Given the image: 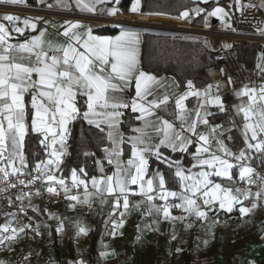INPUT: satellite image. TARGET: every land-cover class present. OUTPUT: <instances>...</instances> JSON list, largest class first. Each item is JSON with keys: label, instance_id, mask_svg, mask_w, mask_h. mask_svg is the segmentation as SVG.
Returning a JSON list of instances; mask_svg holds the SVG:
<instances>
[{"label": "snow or ice", "instance_id": "1", "mask_svg": "<svg viewBox=\"0 0 264 264\" xmlns=\"http://www.w3.org/2000/svg\"><path fill=\"white\" fill-rule=\"evenodd\" d=\"M43 3V0H38ZM108 0H74L75 6L80 11L95 12L97 5L106 4ZM119 0H117V3ZM207 3L208 0H199ZM25 0H0L3 5H20ZM237 10L242 7H256V5H241L240 0H234ZM56 5L68 7L66 0H56ZM47 7H53L48 4ZM229 8L232 5L228 6ZM264 7V4L260 5ZM108 15L118 14L119 9L113 5L102 8ZM132 13L140 12V0H132ZM204 13V26L209 27V18L216 17L222 22L224 28L231 29L232 17L225 7L217 5L211 10L195 7L180 13L179 18H189ZM3 21L12 25V32L23 35L26 28L39 31L24 42L13 44L9 42L10 29L5 23H0V174L7 184V188H16L17 184L29 187L40 183L45 191L59 195L62 190L69 207L75 203L92 206L91 198L99 196L101 203L106 202V196L113 197L112 216L121 208V219L117 222L112 219L111 235H117L116 229L123 227L126 212L130 207H139L140 201L135 205L130 204V195H139L149 205V212L155 211L162 219L168 221H184L189 216H194L201 221H207L209 213L224 211L231 213L234 207H239L241 217L255 210L264 199V176L256 173L246 161L250 160L253 151L264 155V82L258 86L243 85L235 90V95L246 103L235 105L237 114H243L241 135L244 147L233 150L226 143L225 132L221 124H212L211 118L215 113L209 111V106H215L219 112H226V105L220 94L221 84H206L203 88L197 87L189 79L182 85L175 82V91L171 94L165 92L162 96L156 94L155 86L163 84L156 76L146 72L140 62V33L134 29L121 28L118 35H94L92 28L85 26L80 21H64L62 32L58 34L65 38L64 43H54L44 39L46 28L39 29L40 17L35 19L25 17L22 20L24 27H16L21 22L17 15L5 14ZM45 25L50 22L42 21ZM54 28L55 24L52 25ZM235 31V29H232ZM256 31L264 36V27H256ZM206 48H211L209 41H204ZM223 49L232 48V44L223 43ZM219 59V57L217 58ZM258 74L264 76V52L258 57L256 64ZM211 71V70H210ZM224 75L226 69H220ZM134 82L135 95L129 100L124 99L127 89ZM227 84H232L229 76ZM30 97V101L27 99ZM152 97V99H148ZM195 98L193 108L187 107L186 101ZM174 99L175 120L180 122L179 128L173 121L161 116H156L157 110L167 108ZM131 109L136 115V120H142L143 128H135L137 135L125 138L118 133L121 117L124 110ZM30 116V120H29ZM156 116L155 126L151 117ZM82 120L89 126H94L99 134H104L107 129V139L111 147H104L102 151L108 163L115 166L112 175L91 178L89 181L84 167L71 169L72 186L79 189L83 187V197L71 194V189L65 178L58 176L62 170L64 156L67 154V142L72 135L73 122ZM201 127L204 131H201ZM153 128L157 143H152V138L145 131ZM39 137V144L43 147L45 157L32 166V173H25L28 162L25 158V142L29 134ZM130 143L131 154L127 160L123 159L124 151L121 144ZM228 140H233L231 136ZM161 146L169 148L174 153H189L190 147L194 163L185 167L180 159H171L163 155ZM84 155L94 156L95 153L85 152ZM155 158L166 164L178 180L179 191L167 187L165 175L157 170L152 177H147L150 160ZM100 164V161H96ZM199 171H194V169ZM238 169L239 180L247 184H256L259 181L260 189L252 193L250 189L224 186V182L234 184V170ZM103 171V168H101ZM26 176L27 178H20ZM11 177H16V183L10 182ZM214 177L224 178L223 182H215ZM255 177V178H254ZM131 186H137L133 188ZM7 188H0L6 192ZM40 190L36 189L35 195L39 196ZM32 192H21L16 200L29 199ZM252 197L251 205L244 206V201ZM170 198L178 200L171 203ZM162 201L156 204L154 201ZM9 205L13 200L8 198ZM173 209H180L181 216H174ZM19 211L23 212L21 206ZM33 211H38L35 207ZM14 216L15 213H8ZM60 221L56 232L64 230L63 219ZM31 219V217L29 218ZM217 218L213 223H218ZM108 223V221H106ZM153 223H157L154 221ZM31 224L13 227L11 223L0 224V245H6L18 239L19 235L30 229ZM187 224L186 228H191ZM76 236L87 235L89 229L77 224ZM139 230V226H137ZM35 235H41L39 225L32 229ZM139 236L137 239L139 240ZM264 239V237H261ZM172 240L177 236L173 234ZM205 245L208 240H204ZM106 247V246H105ZM177 253L182 252L176 248ZM110 253L101 251L100 257L106 258ZM27 259V257H25ZM0 264H5L0 261ZM69 264H84L83 261H69ZM255 264V261H249Z\"/></svg>", "mask_w": 264, "mask_h": 264}, {"label": "crops", "instance_id": "2", "mask_svg": "<svg viewBox=\"0 0 264 264\" xmlns=\"http://www.w3.org/2000/svg\"><path fill=\"white\" fill-rule=\"evenodd\" d=\"M115 1L117 0H108L106 4L97 5V11L91 12L96 13L104 17H110L116 22V17H120L125 15L123 24L120 28H118L116 33L109 34L105 31L102 26L104 24L111 23H92L89 21L83 20H67V21H80L85 26L91 27L94 35L100 36H111L114 37L119 34L121 28H130L134 29L140 33V62H141V51H142V32L143 31H152L145 26V22L147 20H159V21H171L186 27L189 31L192 30L191 27H198L189 24L188 22L184 23L177 22L170 19H162L156 17H145L142 15H150V16H170L164 14H147L142 13V0H140V12L132 13L129 9L131 8L132 0H130V5L128 7V12L122 14H116L114 16H110L106 11H101L102 8H107L115 5ZM199 1V0H196ZM214 1V0H208ZM66 3L69 5L68 7H60L56 5V0H43V3L38 2V0H25V3L20 5H5L9 7L16 8L17 12L11 11L8 9H0V23H5L6 26L10 29V38L9 42L13 44H18L24 42L27 39H30L33 35H39V31L33 30L30 28L25 29V33L23 35L12 32V25H9L7 21L2 20V16L5 14L17 15L21 18V22L17 23L16 27H24L22 20L25 17H31L35 19L36 17L42 18L41 21L38 22V28L44 29L47 31L45 33L44 39L46 41H52L54 43H64L65 38L59 35V32H62V25L64 23V19L55 18L50 12H61L66 10H74L80 13H90L87 11H80L76 8L74 0H66ZM48 4H52L53 7H47ZM234 4V7L229 8V5ZM221 7H225L226 11L229 12L232 17L231 21H229L232 25L231 29L224 28L222 26V22L219 18L213 17L216 19L215 23H212L208 30L211 31L210 34L206 35V40L209 41L212 45L210 50L216 52V50L223 49V43L233 44L237 42L234 40V37L231 35L224 34L223 32H231L232 29H235V12L236 7L234 0H229L227 4H218ZM217 6V5H216ZM214 6V7H216ZM119 9V8H118ZM172 17V16H171ZM191 17V15H190ZM189 17V18H190ZM176 18V17H174ZM47 20L50 23L45 25L42 21ZM180 20V19H179ZM55 24L54 28L52 25ZM189 26H188V25ZM113 25V24H112ZM118 25V24H117ZM264 27V26H263ZM141 28V29H140ZM102 29L104 31H102ZM163 33V32H162ZM221 33V34H220ZM253 42V41H251ZM264 45V44H263ZM233 49V48H230ZM260 56V55H259ZM258 63V62H257ZM211 70V71H210ZM152 75L156 76L158 80H162L163 84L159 86H155L156 94L162 96L165 92L171 94L175 91V81L172 76L169 75H161L157 76L153 73ZM208 75L210 78L209 84H215L219 82L222 86L220 88V94L224 100L226 105V112L221 113L218 110L214 111L215 106H209V111L215 113V115L211 118L212 124H221L224 129H229L230 131L225 132L223 139H225V143L233 150H237L240 147H244L243 138L241 135L242 124L244 123L243 114H237L235 105H240L241 103H246V98L243 100L235 95V90H239L240 88H234L232 84H227V78L225 75L220 73V68L214 67L210 68L208 71ZM182 87L180 91H183ZM135 95V84L134 82L127 89L126 94L124 95V99L129 100L132 96ZM30 101V97H27ZM148 99H152L149 97ZM187 107L189 109L193 108L196 104L195 98H189L186 101ZM131 111V109L129 108ZM174 99L169 102L167 108L157 110L156 116L164 117L169 121H173L177 128H179L180 122L175 120L174 116ZM136 115L134 114V119H136ZM156 116L151 117L150 119L153 121V125L155 126ZM30 120V116H29ZM144 123L142 120H137V122L132 126V130L135 128H143ZM152 138V143H157L159 137L156 136L153 128H148L145 130ZM118 133H120L118 129ZM137 135L134 131L130 133V136ZM231 136L234 139L228 140L227 137ZM111 147V146H110ZM191 152L195 151V148L189 146ZM122 148V147H121ZM161 148H167L161 146ZM169 149V148H167ZM126 155L123 156L124 160H127L131 154V146L129 143V148L125 149ZM124 151V150H123ZM255 151H253L252 157L248 162L250 164L253 163L255 157ZM194 163L192 157L190 163L187 167H191ZM151 165V160H150ZM0 166H4V162L0 161ZM114 166V165H113ZM152 168V165H151ZM115 171V166L113 167L111 173ZM194 171H199V169H194ZM234 183L239 179L238 177V169L234 170ZM153 175V168H152ZM148 176L147 177H152ZM101 177V176H100ZM215 182H223L224 178L214 177ZM71 189L72 183L68 185ZM224 186H233L237 187L233 183L224 182ZM133 188H137V186H131ZM89 188L91 191H94L91 187V181H89ZM241 189H250L252 193H255L260 189V184H247L245 183L240 187ZM179 189V188H178ZM176 191V190H174ZM74 194V193H71ZM83 197V195H82ZM81 197V198H82ZM29 202L30 211L38 198L32 197L29 199L26 197ZM35 200V201H33ZM112 201L113 197L106 196V202L104 205L106 208L108 207L109 213L112 212ZM139 200H136L134 203ZM142 203V201H140ZM144 202V200H143ZM146 202V201H145ZM144 202V203H145ZM156 204L162 203L159 199L154 201ZM177 202H179L177 200ZM252 197L250 196L247 200L244 201V206L248 207L251 205ZM42 203V202H41ZM69 201L66 203H56L51 206H46L49 223L52 227H54L55 236L52 237L47 236L45 238V243L43 245V250H47L50 254V261L48 264H69V261H73V258L77 255H85L89 258V255L86 253V250H90L89 241L87 240V235H81L79 237L76 236L77 232V224H82L86 226L89 230L93 227V222L91 219V213L93 211V205L89 207L85 204L75 203V207H69ZM134 203H130L131 205ZM143 203V204H144ZM92 204V203H91ZM142 204V205H143ZM44 205V204H43ZM235 214L231 215L230 213H226L221 211L219 213L212 212L209 213V217L207 221H201L196 219L194 216H189L184 221H168L162 219L155 211L149 212L148 205V215L149 218L143 219L142 215L131 218L126 216L128 211L126 212L124 219L123 227L117 228V235L112 236L111 230L112 226L107 231L106 239L98 240L94 243L93 247L96 248L94 252L93 260H90V264H184L185 258L184 254L186 251L191 252L194 256H202L207 254H213L216 256L217 264H249V261H255V264H264V199L259 203L258 207L253 210L251 213L247 214L244 217H241L239 213V207H234ZM119 211H124L122 202L121 208ZM34 215V213L31 211ZM174 216H181L183 213L174 214ZM55 217H59L63 219L64 222V230L60 233L56 232V228L59 225L60 221ZM109 217H111L109 215ZM218 218V223H213ZM8 220V217H7ZM7 220L5 224L7 223ZM157 221V223H153ZM187 224H191V228H186ZM139 226V230L137 229ZM72 232L73 241L70 247H67V236ZM89 232V231H88ZM175 234L177 236L176 240H172L171 236ZM139 236V240L137 239ZM204 240H208V244L205 245L203 243ZM106 246V247H105ZM19 245L15 242H8L6 245H0V261H4L5 264H14L17 259ZM181 248L182 252L177 253L175 251L176 248ZM101 251H108L110 254L106 258L100 257L99 253Z\"/></svg>", "mask_w": 264, "mask_h": 264}, {"label": "trees", "instance_id": "3", "mask_svg": "<svg viewBox=\"0 0 264 264\" xmlns=\"http://www.w3.org/2000/svg\"><path fill=\"white\" fill-rule=\"evenodd\" d=\"M124 5L119 8L118 14L128 12L130 0H123ZM229 0H214L207 3H201L196 0H142V13L147 14H164L170 16H150L162 19H170L177 22H188L193 26H204V13L199 16L191 14L190 18L180 19V13L185 10H191L197 6L211 10L218 4H227ZM234 7V4H232ZM172 16V17H171ZM176 17V18H174ZM125 15L116 17V24L122 26ZM180 19V20H179ZM182 20V21H181ZM213 17L209 18V25L212 24ZM183 23V22H182ZM102 28L109 34L116 33L118 28L112 24H104ZM102 31H104L102 29ZM142 51H141V67L144 71L153 73L157 76L169 75L172 76L175 82L183 84L191 79L199 88H203L210 83L208 71L210 68L218 67L219 63L215 58V52L204 46L206 36L202 34H161L143 31L142 32ZM232 48L236 51L239 59L243 61L248 67L256 68L259 55L264 52V45L258 42L251 41H237L232 44ZM181 87V88H182ZM125 114L121 117V123L118 127L120 133L125 138L130 136L133 131L132 126L137 122L134 119V114L129 110H124ZM72 135L67 142V154L64 156L62 170L57 172L58 176L65 178L68 185L71 184V169L84 167L87 172L88 181H91L93 176L99 178L100 176L109 175L113 169V165L109 164L105 158V153L102 151L104 147H110L111 142L107 139V129L104 134H99L94 126H89L86 122L78 120L71 125ZM126 154L129 143L127 139L121 144ZM163 155L171 159H180L184 166H188L191 160V149L189 153H174L170 149L161 148ZM85 152L95 153L94 156L86 157ZM45 157L44 149L39 144V137L36 134H29L25 142V158L28 162L26 171H32V166L39 160ZM96 161H100L97 164ZM153 173L159 170L162 172L167 180V187L170 190L179 188L178 180L173 176L172 171L168 169L167 165L155 158L151 159ZM103 168V171H101ZM37 198L36 196H32ZM39 200V199H37ZM35 201V200H33ZM135 202V201H134ZM133 202V203H134ZM145 202V201H144ZM140 206L130 207L126 216L135 218L143 215V203ZM93 211L91 219L93 227L87 234L90 250H86L89 258L93 260L96 248L94 243L98 240H104L109 233L107 231L112 226L109 217L108 207L101 203L99 196L91 198ZM132 205H135L132 204ZM38 211H33V208ZM34 213V218L39 225V231L44 237L55 236L54 227L49 223L47 208L43 203L36 201L31 209ZM182 213V211H181ZM8 215L0 208V224H5ZM108 221V223H106ZM73 241V234L67 236V247H70ZM209 255V254H207ZM194 255L186 251L184 254L185 261Z\"/></svg>", "mask_w": 264, "mask_h": 264}, {"label": "built area", "instance_id": "4", "mask_svg": "<svg viewBox=\"0 0 264 264\" xmlns=\"http://www.w3.org/2000/svg\"><path fill=\"white\" fill-rule=\"evenodd\" d=\"M241 5H256V7H242L241 10L235 12V31L223 32L224 34L231 35L234 37L235 41H253L264 44V36H261L257 31L256 27L264 26V7L260 5L264 4V0H240ZM0 9H8L17 12L16 8L5 6L0 4ZM55 18H62L64 20H83L92 23H101L104 21V16L96 13H80L74 10H66L61 12H50ZM116 24V23H115ZM117 25V24H116ZM208 28V27H207ZM211 32V31H210ZM219 57V59H217ZM215 58L219 63L220 69H226L224 74L226 77L232 78V86L234 88H241L243 85L248 84L250 86H258L261 82H264V76L258 74V69L254 67H248L243 61H241L234 49H219L215 52ZM214 108V111H217ZM201 131L204 128L201 127ZM256 173L264 176V155L260 153H255L253 163L250 164ZM25 173H32V171H26ZM148 176L152 175V168L149 164V171L146 173ZM20 178L26 179V176H21ZM255 178V177H254ZM10 182L16 183V177H11ZM245 181L237 180L234 184L237 187H241L245 184ZM259 183V181H257ZM0 188H7L6 182L3 180L2 174H0ZM39 188L40 195H35L36 189ZM180 189H176L179 191ZM91 191V188H89ZM21 192H32V196H36L44 205L51 206L56 203H66L68 200L65 199L63 191H60L59 195H54L47 193L45 188L41 186L40 183L36 185L24 187L17 184L16 188H7L6 192H0V208H2L6 214L15 213L14 216L8 215L7 223H11L13 227L23 226L25 224H31L30 229H26L25 233L19 235L18 239L13 241L19 245L17 259L14 264H48L50 261V254L47 250H43V245L45 243V238L42 235H35L32 229L37 228V223L35 221L34 215L31 213L29 208L28 199L25 197L23 201L16 200V197L21 194ZM71 193L79 194L81 197L84 193L83 187L77 189L71 186ZM8 198L13 200V204L9 205ZM130 203L136 200L143 201V198L139 195H130ZM122 202V201H121ZM171 203H178L177 200L170 198ZM24 207V211H19L20 207ZM144 213L142 215L143 219L149 218L148 215V204L145 202L143 204ZM174 214H180V209H173ZM233 210L230 214H235ZM31 217V219H29ZM115 219L117 222L121 219L120 211L117 210L111 217L110 221ZM27 257V259H25ZM73 261H83L84 264H90V260L85 255H77L73 258ZM184 264H217L216 256L213 254L193 256L186 260Z\"/></svg>", "mask_w": 264, "mask_h": 264}, {"label": "bare ground", "instance_id": "5", "mask_svg": "<svg viewBox=\"0 0 264 264\" xmlns=\"http://www.w3.org/2000/svg\"><path fill=\"white\" fill-rule=\"evenodd\" d=\"M145 26L160 33H182L189 31L183 25L171 21L147 20ZM121 27V26H120ZM221 34V33H220Z\"/></svg>", "mask_w": 264, "mask_h": 264}, {"label": "water", "instance_id": "6", "mask_svg": "<svg viewBox=\"0 0 264 264\" xmlns=\"http://www.w3.org/2000/svg\"><path fill=\"white\" fill-rule=\"evenodd\" d=\"M103 22H105V23H111L113 25H115V23H116L110 17H105ZM215 22H216V19H213L212 20V23H215ZM115 26L118 27V28H120V26H117V25H115ZM189 27H191L192 30L187 31V32H182V33H179V34H202L204 36L210 34V31L206 27H192V26H189ZM149 32H152V31H149ZM154 33H160V32H154ZM161 34H168V33H161ZM173 34H178V33H173Z\"/></svg>", "mask_w": 264, "mask_h": 264}, {"label": "rangeland", "instance_id": "7", "mask_svg": "<svg viewBox=\"0 0 264 264\" xmlns=\"http://www.w3.org/2000/svg\"><path fill=\"white\" fill-rule=\"evenodd\" d=\"M122 5H124V1L123 0H119V2L117 3V1H115V6L117 8H120ZM130 5V2H129ZM185 23V22H184ZM187 23V22H186ZM116 25V24H115ZM188 25V24H187ZM118 26V25H117ZM141 29V28H140ZM146 31V30H145ZM149 32V31H148ZM168 34H173V33H168ZM179 34V33H178Z\"/></svg>", "mask_w": 264, "mask_h": 264}]
</instances>
